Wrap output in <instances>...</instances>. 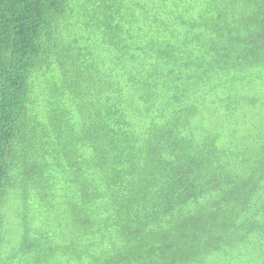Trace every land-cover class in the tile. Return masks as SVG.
I'll list each match as a JSON object with an SVG mask.
<instances>
[{
  "label": "trees",
  "instance_id": "obj_1",
  "mask_svg": "<svg viewBox=\"0 0 264 264\" xmlns=\"http://www.w3.org/2000/svg\"><path fill=\"white\" fill-rule=\"evenodd\" d=\"M0 264H264V0H0Z\"/></svg>",
  "mask_w": 264,
  "mask_h": 264
},
{
  "label": "rangeland",
  "instance_id": "obj_2",
  "mask_svg": "<svg viewBox=\"0 0 264 264\" xmlns=\"http://www.w3.org/2000/svg\"><path fill=\"white\" fill-rule=\"evenodd\" d=\"M9 211H10L12 214H13V213L16 214V215H15V218H17V213H18L17 210H15V209H13V208H10Z\"/></svg>",
  "mask_w": 264,
  "mask_h": 264
}]
</instances>
